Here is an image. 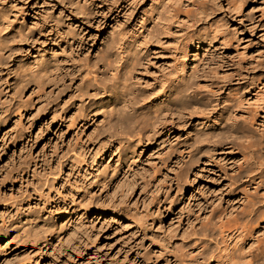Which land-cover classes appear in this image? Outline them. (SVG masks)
<instances>
[{"label": "rangeland", "instance_id": "rangeland-1", "mask_svg": "<svg viewBox=\"0 0 264 264\" xmlns=\"http://www.w3.org/2000/svg\"><path fill=\"white\" fill-rule=\"evenodd\" d=\"M61 1L31 0L34 9L30 14L42 17L44 9L59 14ZM172 1L92 0V4L109 8L98 21L82 28L81 22L75 25L88 36L90 51L86 53L91 57L102 54L114 30L123 29L135 38L145 35L156 12ZM188 1L191 21L173 22L174 34L165 38L164 54L155 60L149 76L160 78L170 69L172 51L187 35L212 37V46L199 50L196 60V51L191 52V74L201 75V90L217 94L220 106L227 104L225 99H234L254 121L252 132L262 144L249 154L251 177L231 178L227 174L232 173L228 169L234 160L230 156L214 158L202 165L204 170H197L191 186L195 173L184 179L180 190L173 188L167 194L170 213L162 208L166 199L162 197L161 215H157L160 196L143 182L166 156L161 139L145 149L114 147L97 161L89 159L74 169L69 166L60 175L57 168L69 147L82 138H99L107 127V117H96L77 135L62 125L50 126L45 115L56 100L39 101L33 89L16 91V95L0 91V264H217V255L228 243L237 251L233 257L238 264H264L258 253L264 220L248 226L251 230L260 225L261 230L245 244L246 236L244 247L235 245L236 239L205 238L196 231L207 215L221 213L228 199L246 188L253 191L249 187L252 179L264 180V0L249 1L252 4L243 10H234L229 0ZM29 4L28 0L22 3ZM125 4L129 10L124 9ZM203 4L208 6L202 14L196 9ZM18 102L21 108L13 110ZM240 161L239 155L235 166ZM254 193L256 210L264 214V189ZM198 239L206 242L204 250L195 247ZM244 249L250 253H242ZM190 251L193 254L187 253Z\"/></svg>", "mask_w": 264, "mask_h": 264}, {"label": "bare ground", "instance_id": "bare-ground-1", "mask_svg": "<svg viewBox=\"0 0 264 264\" xmlns=\"http://www.w3.org/2000/svg\"><path fill=\"white\" fill-rule=\"evenodd\" d=\"M26 1L0 0V91L16 95V91L33 89L39 101L56 100L45 115L50 119V126L62 125L77 135L96 117H107V127L99 138L86 141L82 138L69 147L61 158L57 174L61 175L69 166L77 168L79 163L89 159L97 161L114 147L145 149L161 139L166 156L143 182L160 196L157 215H161L162 197L166 198L162 208L170 213L167 194L173 188L180 190L186 183L184 179L188 180L189 175L195 173L188 185L191 186L197 179V170H204L202 165L210 164L214 158L230 156L234 160V165L228 169L232 173L227 174L231 178L251 177L253 169L247 165L249 154L257 152L255 148L262 144L252 132L254 121L240 110L234 99L227 98V104L220 106L217 94L201 90V75L191 74V52L196 51V60L199 50L212 46V37L201 33L187 35L172 51L170 69L160 78L149 76L155 60L164 54L165 38L174 34V24L191 21L192 4L188 0H173L172 4L158 10L145 35L135 38L123 29L114 30L104 54L95 57L86 53L90 51V43L85 30L79 32L75 25L81 22L82 28L98 21L109 7L92 4V0L85 3L62 0L59 14L44 9L43 16L37 17L30 14L34 9L33 5L30 7L31 0L26 7L22 5ZM249 1L262 0H229V4L234 10H243L244 6L252 4ZM207 6L200 5L196 11L201 9L203 14ZM127 7L125 4L124 9L129 10ZM74 15L79 19L74 20L71 17ZM109 104L110 109H106ZM21 105L16 103L13 110L20 109ZM92 148L96 152L91 151ZM239 155L242 161L237 167L235 162ZM249 184L253 191L246 188L240 194H233L235 197L228 199L221 213H210L198 223V234L205 238L219 236L226 241L230 237L236 239L235 245L242 247L246 236L245 244L255 239L261 226L251 230L248 226L264 220V214L256 210L254 193L264 189V180L252 179ZM48 193L45 195L50 198ZM238 198L239 208L236 209ZM240 208L241 212L237 213ZM254 212L257 214L252 216ZM135 217L136 214L132 219ZM199 246L202 250L207 247L206 242L198 239L195 247ZM235 253L234 245L228 243L215 262L238 264L233 257ZM242 253L250 252L244 249ZM258 253H262L264 260V239Z\"/></svg>", "mask_w": 264, "mask_h": 264}]
</instances>
